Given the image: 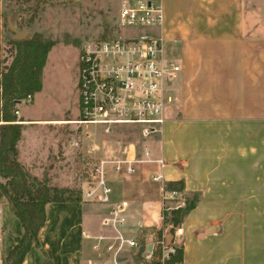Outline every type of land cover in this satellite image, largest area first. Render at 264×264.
I'll return each mask as SVG.
<instances>
[{
  "label": "crops",
  "instance_id": "1",
  "mask_svg": "<svg viewBox=\"0 0 264 264\" xmlns=\"http://www.w3.org/2000/svg\"><path fill=\"white\" fill-rule=\"evenodd\" d=\"M155 1L163 20L145 27L146 33L161 38L181 65L171 88L172 110L165 109L163 131L151 138L154 155L166 164L111 173L113 198L127 199L129 224L142 222L141 231L149 233L163 222L162 203H156L161 184L183 180L178 202L184 206L192 194L199 200L183 217V234L177 236L184 248L182 264H264V0ZM207 131H223V140L210 139ZM18 158L22 162L19 145ZM152 173L163 180H153ZM83 202L47 205L40 245H32L22 264H35L31 252L40 255L43 249L50 262L62 264L44 238L53 223L50 213L60 205L84 210ZM22 233V225L16 234L3 228L0 263L15 243L13 236ZM65 252L70 264H80L84 249ZM87 254L93 255L91 247Z\"/></svg>",
  "mask_w": 264,
  "mask_h": 264
},
{
  "label": "rangeland",
  "instance_id": "2",
  "mask_svg": "<svg viewBox=\"0 0 264 264\" xmlns=\"http://www.w3.org/2000/svg\"><path fill=\"white\" fill-rule=\"evenodd\" d=\"M122 1L0 0V70L9 65L13 56L14 49L9 38L14 37V31L10 25L18 31H25L26 36L41 32L53 42L43 69L42 90L30 102L24 99L17 102L15 108L19 111L17 113L15 110L17 119L25 123L18 143L22 162L32 174L49 184L76 190L86 185L85 175L90 165L86 151L90 141L85 137L87 131L99 144L98 156H123L125 147L130 145L141 150L140 127L137 125H115L107 132L101 125H80L75 121L80 118L78 59L83 43L102 40L103 36L104 39H112L146 33L145 27L118 24ZM167 92L172 95V89ZM172 105V102L168 103L166 112L172 110ZM207 132L206 135L210 133ZM223 134V131H211L209 138L223 140ZM74 136L82 142L80 147L70 146L69 142ZM137 166L141 167L140 164ZM179 196L177 201L180 200ZM3 197L0 191L4 230L9 228L13 234L21 232L19 221ZM156 203H161L160 196ZM83 204L84 210L78 206L60 205L50 213L53 223L48 226L44 238L62 264H70L66 248L70 251L83 248L84 253L79 259L80 264H86L91 242L81 232L101 229L103 205L88 201ZM156 210L157 205L150 214L156 213ZM172 210L166 212V217L171 215ZM140 228L136 223L128 224L124 231L137 236ZM167 228L170 229L168 224ZM60 243L64 245L60 246ZM37 252H31L35 264H51L47 253L41 250L40 255H37Z\"/></svg>",
  "mask_w": 264,
  "mask_h": 264
},
{
  "label": "built area",
  "instance_id": "3",
  "mask_svg": "<svg viewBox=\"0 0 264 264\" xmlns=\"http://www.w3.org/2000/svg\"><path fill=\"white\" fill-rule=\"evenodd\" d=\"M162 20V7L155 0H124L117 17L119 25L134 27L157 26ZM78 65L80 118L75 121L80 125H101L107 132L115 125H137L141 148L138 150L130 145L125 147L123 156H98V142L90 131L85 133L90 140L86 146L90 165L85 175L86 185L82 188V200L107 206L101 215L100 230H82V236L91 242L93 253L86 264H149L158 244L164 263L176 252L180 244L177 236L183 234V226L175 227L171 241L167 240L169 228L166 227L161 238H157L156 228L149 233L141 231L142 222L138 223L141 228L137 236L126 233L124 227L129 224L130 203L127 199L113 198L109 176L111 173H133L137 164L165 166V160L154 155L151 138L163 131L165 109L173 101L167 90L172 88L181 65L167 52L161 38L148 33L84 42ZM32 98L28 95L24 100L30 102ZM69 144L80 147L82 142L74 136ZM151 177L155 181L164 178L155 173ZM160 192L163 221L166 212L182 207V204L176 200L179 191L167 190L165 183L161 184ZM2 212L0 206V215ZM142 240L146 246L144 251H140Z\"/></svg>",
  "mask_w": 264,
  "mask_h": 264
},
{
  "label": "trees",
  "instance_id": "4",
  "mask_svg": "<svg viewBox=\"0 0 264 264\" xmlns=\"http://www.w3.org/2000/svg\"><path fill=\"white\" fill-rule=\"evenodd\" d=\"M9 43L14 49L12 60L0 76V191L22 225L23 233L13 236L15 243L3 256L2 264H22L32 245H40L39 232L46 223L47 205L51 202H81L82 189L49 184L32 174L19 160L18 143L25 123L17 119L15 108L17 102L42 90L43 69L53 42L41 32H35L22 39L9 38ZM165 188L182 192L184 182L168 181ZM198 200L197 194L186 196L185 205L173 209L156 229L157 238H161L167 224H172L170 230L174 232ZM145 249V241L142 240L140 251ZM183 254V244L180 243L176 252L163 263L158 244L149 264H182Z\"/></svg>",
  "mask_w": 264,
  "mask_h": 264
},
{
  "label": "water",
  "instance_id": "5",
  "mask_svg": "<svg viewBox=\"0 0 264 264\" xmlns=\"http://www.w3.org/2000/svg\"><path fill=\"white\" fill-rule=\"evenodd\" d=\"M10 26H11V28L14 31V38L22 39V38L26 37V32L25 31H18L14 26H12V25H10ZM172 239H173V232L169 231L167 240L171 241Z\"/></svg>",
  "mask_w": 264,
  "mask_h": 264
}]
</instances>
